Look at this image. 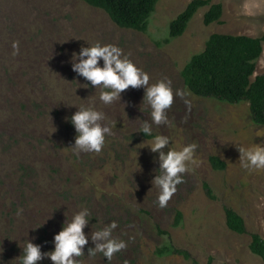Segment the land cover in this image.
I'll return each instance as SVG.
<instances>
[{"label": "rangeland", "instance_id": "374dc122", "mask_svg": "<svg viewBox=\"0 0 264 264\" xmlns=\"http://www.w3.org/2000/svg\"><path fill=\"white\" fill-rule=\"evenodd\" d=\"M190 1L158 0L147 30L139 32L118 27L81 0H0V264H20L27 242L51 251L54 235L81 206L91 211L81 264H192L178 255L158 256L167 241L197 264H264L249 250L252 234L264 240V170L243 168L238 151V145L264 144L255 134L264 126L252 122L247 102L198 97L181 76L212 34L264 36V0H210L222 7L219 22L204 25L208 8H202L180 37L164 43L169 22ZM96 42L120 47L148 72L150 83L168 80L174 90L186 91L174 98L169 125L152 124L146 86L130 87L104 105L100 89L73 71V53ZM262 73L264 42L252 79ZM81 105L102 110L97 123L111 129L100 153L75 145L71 117ZM145 122L154 135L169 136L177 150L197 145L200 163L183 174L163 208L153 183L159 153L140 130ZM213 156L225 163L223 170L212 168ZM204 183L214 199L206 196ZM225 207L241 216L246 233L226 227ZM176 211L182 219L173 226ZM112 221L118 225L113 235L127 248L110 262L100 253L87 256L95 247L91 233ZM36 264L53 262L44 256Z\"/></svg>", "mask_w": 264, "mask_h": 264}, {"label": "clouds", "instance_id": "9594fccd", "mask_svg": "<svg viewBox=\"0 0 264 264\" xmlns=\"http://www.w3.org/2000/svg\"><path fill=\"white\" fill-rule=\"evenodd\" d=\"M12 47L18 51V42ZM72 69L79 76L89 81L91 86L100 89L99 100L104 105H111L120 99V94L131 88L146 86L144 101L150 108L152 124L169 125L168 111L171 109L174 98H183L186 91L174 90L171 81L159 80L150 83L148 72L139 68L123 50L113 44H95L82 47L78 53H73ZM103 61V64L100 61ZM190 94V93H188ZM186 104L190 102L185 100ZM103 111L94 106L81 105L72 117L71 122L77 132L75 145L79 149L100 153L106 144V135H112L107 126L101 127L97 121L103 119ZM145 135L152 138L150 150L159 153V168L153 183L159 188L158 205L166 207L168 201L177 190V185L184 182V175L194 171L192 165H198L196 158V144H187L180 149L171 147L169 136L153 134L152 125L145 122L141 129ZM257 137H264V128H257ZM168 147V151L163 149ZM75 151V149H73ZM240 164L251 171L264 170V144H253L250 147L238 145ZM91 219V211L87 206H81L79 211L67 219L53 237L54 248L42 253L39 245L27 242L19 256L20 264H36L47 256L53 264H81L80 257L85 255V246L89 244V235L84 229ZM118 227L115 221L91 233L94 248L87 249V256L94 257L97 253L111 261L115 254L127 248V243L113 235ZM3 251H0L2 253Z\"/></svg>", "mask_w": 264, "mask_h": 264}, {"label": "trees", "instance_id": "16d2710c", "mask_svg": "<svg viewBox=\"0 0 264 264\" xmlns=\"http://www.w3.org/2000/svg\"><path fill=\"white\" fill-rule=\"evenodd\" d=\"M86 4L103 10L110 20L120 28L145 32L155 11L158 0H81ZM207 7L203 16L204 25L219 22L222 15L220 4L210 0H192L185 9L168 24L164 43L180 37L189 22L202 8ZM264 36L212 34L206 40L201 52L194 54L184 65L181 76L186 88L194 95L214 99L228 104L247 102L252 122L264 126V73L256 75ZM214 170H223L225 163L217 157H210ZM203 189L208 198L214 199L210 187L204 183ZM226 227L237 234L246 233L244 221L235 211L224 208ZM182 214L175 212L173 226L181 223ZM161 235L167 232L159 229ZM249 250L264 260V240L257 234L251 235ZM158 256L178 255L192 264H197L188 252L177 249L167 241L156 250Z\"/></svg>", "mask_w": 264, "mask_h": 264}]
</instances>
